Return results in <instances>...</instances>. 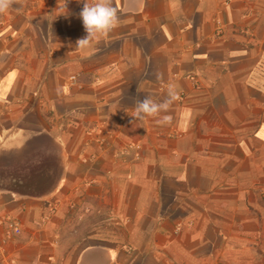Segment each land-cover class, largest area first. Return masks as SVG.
Here are the masks:
<instances>
[{"label": "crops", "instance_id": "0c3cea01", "mask_svg": "<svg viewBox=\"0 0 264 264\" xmlns=\"http://www.w3.org/2000/svg\"><path fill=\"white\" fill-rule=\"evenodd\" d=\"M85 2L0 13V264H264V0Z\"/></svg>", "mask_w": 264, "mask_h": 264}, {"label": "clouds", "instance_id": "9594fccd", "mask_svg": "<svg viewBox=\"0 0 264 264\" xmlns=\"http://www.w3.org/2000/svg\"><path fill=\"white\" fill-rule=\"evenodd\" d=\"M12 6L13 0H0V13L7 12ZM80 17L87 35L76 42V47L84 49L97 37L107 35L113 29L119 20V9L114 6L113 0H95L93 3L86 0ZM176 99L175 89L169 87L167 98L161 102H156L148 96L143 101L137 100L132 115L134 122L158 116L161 112L167 111ZM161 123L168 124L170 120L164 117Z\"/></svg>", "mask_w": 264, "mask_h": 264}, {"label": "built area", "instance_id": "2783aa9c", "mask_svg": "<svg viewBox=\"0 0 264 264\" xmlns=\"http://www.w3.org/2000/svg\"><path fill=\"white\" fill-rule=\"evenodd\" d=\"M71 80L74 83H77L78 77L74 76L71 78ZM5 225L10 231L16 233V234H20L21 233V229L18 225V223L13 222V221H7L5 222L4 220H0V226Z\"/></svg>", "mask_w": 264, "mask_h": 264}]
</instances>
